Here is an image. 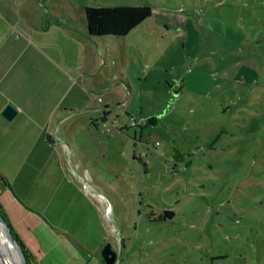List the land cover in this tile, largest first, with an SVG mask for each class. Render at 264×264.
Returning a JSON list of instances; mask_svg holds the SVG:
<instances>
[{"label": "rangeland", "instance_id": "374dc122", "mask_svg": "<svg viewBox=\"0 0 264 264\" xmlns=\"http://www.w3.org/2000/svg\"><path fill=\"white\" fill-rule=\"evenodd\" d=\"M46 1L75 20L84 56H100L85 7L154 14L102 43L105 89L28 154L16 186L57 248L39 263L105 264L111 244L116 264H264V94L240 81L253 50L223 22L252 0Z\"/></svg>", "mask_w": 264, "mask_h": 264}, {"label": "crops", "instance_id": "0c3cea01", "mask_svg": "<svg viewBox=\"0 0 264 264\" xmlns=\"http://www.w3.org/2000/svg\"><path fill=\"white\" fill-rule=\"evenodd\" d=\"M46 4V0H0V176L12 186L0 188V200L15 230L42 256L40 260L57 248L42 218L24 207L16 181L28 167V154L39 146L46 148L47 135L54 142L51 132L59 123L91 109L90 101L97 97L89 88L105 89L97 73L102 42L86 29L100 56L95 49L84 56L75 20ZM105 48L107 54L113 50L107 44ZM8 105L18 111L12 120L3 115ZM89 120L96 125L97 119Z\"/></svg>", "mask_w": 264, "mask_h": 264}, {"label": "trees", "instance_id": "16d2710c", "mask_svg": "<svg viewBox=\"0 0 264 264\" xmlns=\"http://www.w3.org/2000/svg\"><path fill=\"white\" fill-rule=\"evenodd\" d=\"M154 12L151 6H117V7H86V27L89 35L97 37L105 45L117 44L124 40L133 30L138 28L146 20L153 16ZM238 19L233 23L237 26L238 31L242 35V42L239 46L243 49L252 51V65H242L237 73L241 77V82L254 85L258 90V94H264V0H252L248 7H242L237 13ZM189 21L191 19L189 18ZM249 43V44H248ZM259 56V58H257ZM246 58V57H245ZM242 60L241 57L238 58ZM247 61V59H245ZM263 117L264 108L262 107ZM154 124L152 120H147L144 126ZM48 141L51 143L52 138L47 135ZM6 184L12 188L7 178L3 177ZM0 213L6 219L18 241L22 244L27 256L29 264H40L38 256L25 244L21 236L15 230L7 212L0 200ZM167 215L172 214L167 212ZM156 220H160L159 218Z\"/></svg>", "mask_w": 264, "mask_h": 264}, {"label": "water", "instance_id": "95a60500", "mask_svg": "<svg viewBox=\"0 0 264 264\" xmlns=\"http://www.w3.org/2000/svg\"><path fill=\"white\" fill-rule=\"evenodd\" d=\"M17 113H18L17 109L12 105H8L3 111V115L8 120H12L17 115ZM0 226L4 230V236L6 240L16 249L18 255H20L19 264H29L22 244L18 241V239L16 238V236L12 231V228L10 227V225L8 224V222L1 213H0ZM102 255L105 264H116L118 261V252H116L113 249L111 244H107L104 247L102 251Z\"/></svg>", "mask_w": 264, "mask_h": 264}, {"label": "bare ground", "instance_id": "6f19581e", "mask_svg": "<svg viewBox=\"0 0 264 264\" xmlns=\"http://www.w3.org/2000/svg\"><path fill=\"white\" fill-rule=\"evenodd\" d=\"M20 255L16 249L6 240L4 230L0 226V260L2 264H19Z\"/></svg>", "mask_w": 264, "mask_h": 264}, {"label": "built area", "instance_id": "2783aa9c", "mask_svg": "<svg viewBox=\"0 0 264 264\" xmlns=\"http://www.w3.org/2000/svg\"><path fill=\"white\" fill-rule=\"evenodd\" d=\"M101 100V99H100Z\"/></svg>", "mask_w": 264, "mask_h": 264}]
</instances>
